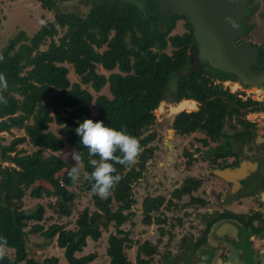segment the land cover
Listing matches in <instances>:
<instances>
[{
	"label": "trees",
	"instance_id": "1",
	"mask_svg": "<svg viewBox=\"0 0 264 264\" xmlns=\"http://www.w3.org/2000/svg\"><path fill=\"white\" fill-rule=\"evenodd\" d=\"M43 1L49 7L54 4L53 0ZM92 4L86 17L59 13L55 21L32 36L24 30L19 32L7 40L0 52L3 57L0 73L7 80V88L0 89V95L7 99L6 105L0 104V132L24 130L23 135L7 144L0 137V237L7 240L6 249L14 250V257L6 251L0 264H59L60 258L56 255L40 259L30 253V243L38 240L57 243L64 249L69 264H91L99 256L97 251L77 253L83 252L89 239L98 242L103 235L102 228H108L111 223L115 224L116 232L108 236L106 254L110 264H134L126 249L136 241L130 237L131 231L121 226L137 214L132 211L137 202L134 185L144 177L147 162L157 149L154 142L158 134L150 131L157 119L153 111L167 99L172 75L185 66L188 52L197 47H191L196 42L190 22L186 21L188 30L183 34L172 33L177 20L185 18L184 15L170 18L168 28L158 31L152 29L153 21L143 17L130 3L108 0ZM58 26L66 29L59 41L55 40ZM41 45L47 48L41 49ZM169 47H172L171 53L167 52ZM99 65L112 73L108 76L100 73ZM70 66L80 81L71 82ZM176 78L174 98L180 107L185 103L191 104L189 109L196 106L194 101L185 99L202 103L198 112H181L177 116L176 125L181 132L201 129L217 135V121L223 122L225 113L240 116L242 112L264 109L252 99L235 100L231 93L222 98V93L199 69L189 76ZM107 84L111 96L99 93ZM91 89L99 93L95 98ZM86 118L103 121L117 130L126 127L139 140L141 154L132 166L115 165L122 179L107 199L93 193V182L84 179L81 189L93 193L96 208L85 207L74 227L68 228L66 223L59 222L46 227L45 210L19 207L10 196L14 194L21 200L30 190V196L35 198L54 197L55 202L50 203L54 212L59 217L72 215L76 208L72 188L76 183L68 177L70 167L59 177L52 164L58 160L55 152L70 144L82 151L86 173L93 170L87 150L75 131L78 122ZM53 122L60 126L58 133L50 130ZM25 142L37 149L28 153L19 148ZM4 162L8 164L3 165ZM197 187L191 181L173 195L181 197ZM165 200L163 195L151 194L143 199L145 225L165 221L160 216ZM160 228L163 235V227ZM35 234L37 237L32 238ZM161 241L159 237L157 243L150 240L140 243L136 264H156L154 255Z\"/></svg>",
	"mask_w": 264,
	"mask_h": 264
},
{
	"label": "flooded vegetation",
	"instance_id": "2",
	"mask_svg": "<svg viewBox=\"0 0 264 264\" xmlns=\"http://www.w3.org/2000/svg\"><path fill=\"white\" fill-rule=\"evenodd\" d=\"M36 1L40 3L42 9L54 12V17L42 24L37 31L39 32L45 25L55 21L59 13H73L86 17L94 1L108 0H79V9L83 7V10H87L82 14L62 9L60 2L70 0H53L54 4L50 7L43 0ZM116 1L132 4L143 17L153 21L151 26L153 30L160 26L164 28L158 31L166 30L171 24L170 18L175 17H166L158 13L155 10L157 0ZM261 1L264 3V0ZM259 6V1L247 0L243 29L236 41V44H247L255 50L259 63L253 65L252 69L257 72L264 71V29L260 35L257 34V21L253 20ZM262 17L264 19V11ZM186 28L188 30L187 26ZM21 31L23 30L19 32ZM194 45L196 43H191V47ZM196 51L197 49L188 52L186 64L177 71L172 89L177 87L176 77L189 76L199 69L196 66L190 70L192 55ZM206 68L216 71L212 73ZM199 70L210 78L212 84L222 93V98L228 97V93H231L235 100L252 99L264 108V77L253 80V84H244L237 76L219 69L204 65ZM258 81L263 82L259 84ZM174 91L175 89L172 90L173 94ZM185 100L194 101L196 106L189 109L191 104L184 102V109L175 107L177 112L172 121V131L176 137L168 142L164 140V145L170 152L169 159L183 161V165L177 166L183 171V178L180 181L176 180V187L172 189L168 199L165 197V203L161 207L165 213L166 210L174 211L173 217L168 220L167 214L161 215L165 221L162 224L156 223L159 225V237L166 233L171 238L177 236V240L180 241L177 248L170 253L162 256L156 253L161 257L158 264H264V124L260 131L258 121L254 120L256 116L253 119L246 118V115L251 113H260L264 118V109L242 112L240 116L225 113L224 121H217V135L201 129L181 132L176 125L177 116L181 112H198L202 108L200 101ZM178 103L180 102H176ZM197 103H200L201 107H198ZM161 139L158 134L155 142ZM156 146L157 151L158 145ZM154 156L153 158H156ZM216 168H232L239 171L237 175H230V180L240 178L241 185H236V181L226 182L218 177L213 172ZM166 172L168 168L162 175ZM191 181L198 184L196 189L182 194L181 197H174L175 190L181 189ZM170 201L172 203H169ZM160 227H163V235ZM174 227L178 228L175 232ZM165 228H168V231Z\"/></svg>",
	"mask_w": 264,
	"mask_h": 264
},
{
	"label": "rangeland",
	"instance_id": "3",
	"mask_svg": "<svg viewBox=\"0 0 264 264\" xmlns=\"http://www.w3.org/2000/svg\"><path fill=\"white\" fill-rule=\"evenodd\" d=\"M259 1L260 6L257 10V12L254 14L253 20L257 21L258 28L256 30L257 34L260 35L261 31L264 29V19L262 17V12L264 11V3H262L261 0ZM79 0H70L67 2H60V6L62 9L67 11H76L80 14L87 11L86 9L83 10V7L80 8ZM54 17L53 11H48L46 9H42L40 6V3L36 0H0V52L2 51L3 47H5V44L9 38L19 33L20 30H25L28 35L32 36L34 35L38 29L41 27L42 24H44L49 18ZM161 28H164V26H160L157 30H161ZM59 34L55 37V40L59 41V37L62 36L66 29L58 28ZM186 20L184 18H181L177 20L176 28L172 31V33H179L182 34L186 30ZM47 48L46 45H41V49ZM106 46H104L101 50H104ZM168 53L172 52V47H169L167 49ZM196 54L192 55V66L190 70H193L196 66L199 67L198 62L196 61ZM211 70L210 72H214L216 70L214 69H208ZM98 71L100 73H104L105 75H110L112 71L105 70L101 65L98 66ZM114 71H118V69H115ZM212 72V73H213ZM216 73V72H215ZM174 75V74H173ZM171 77V82L169 83L167 95L168 98L163 100L159 107L156 109V122L151 126V131H157L158 134L161 136L160 141H156L155 144L158 145V150L155 152L156 158H153L148 161L147 163V169L145 171V177H143L142 180H139L134 185V195L137 198L136 204L133 206L132 211H135L137 214L133 217H131L128 221L122 224L121 228L126 231L130 232V237L136 241V243L133 244L131 248H127L126 251L131 258L132 262L136 264V257H137V249L140 243H143L145 240H150L153 243H157V240L159 238V225L156 223H153L151 225H145L143 223V215H142V202L143 199L151 194V195H158L162 193L161 195H165L166 199L169 198L170 193L172 192V189L176 187V183L180 181L183 178V171L180 170L177 166L183 165V161H172L169 159V150L167 149V146L164 145V142H168L171 138L176 135L173 134L172 131V121L174 119V116L177 112V109H184L185 106L180 107L179 103L176 104L174 94L172 93V90L175 89V87L172 89V82L175 79V75ZM69 78L71 82L80 81V76L75 72L74 68L70 66V73ZM86 86L85 84L83 85ZM92 93L94 94V98L99 94L103 93L108 96H111L109 85L107 84L101 92L97 93L91 89ZM258 95V94H256ZM256 99L255 97H253ZM93 113H96V111L93 109ZM256 118L254 120L258 121L259 130L261 131L263 126V116L260 113H251L246 115V118ZM258 116V117H257ZM60 129V126L53 122L50 124V130L58 133ZM171 132V133H169ZM24 134L23 129H13L11 133L8 132H0V137H4V139L1 141L2 143H9L14 137L20 136ZM165 140V141H164ZM170 144V143H169ZM19 148H23L26 150V152L31 153L34 150L37 149V147H34L31 143L25 142L19 146ZM73 149H77L75 146L66 144V147L63 150L56 151L55 154L58 156V160L55 161L52 164V167L56 173L57 176H62L71 166L75 165V161L71 159L69 153ZM78 150V149H77ZM181 158V157H180ZM8 162H4L3 165H7ZM176 164V165H175ZM168 168V172L165 173V175H162V172L166 171ZM85 169L84 164L82 162V172L80 179L76 182V185L72 188V190L76 194V208H74V211L72 212V215L70 217H59L53 210V208L50 206V203L55 202V198H35L30 196L29 191L24 195V197L21 200L16 199L15 195L12 194L10 198L14 199V204L23 207L25 209H38V211H44L45 210V219L44 223L47 227L53 222H59V223H66L68 228H72L75 226V221L79 216V213L85 208L89 207L91 210L95 209V205L93 202V193L91 191L85 192L81 189V185L84 182V176H85ZM193 173V171L191 172ZM116 207V204L115 206ZM165 210V209H163ZM162 211V210H161ZM174 211L166 210V213L162 211L161 215H166L168 220L172 218V214ZM160 215V216H161ZM51 217V218H49ZM49 218V219H48ZM28 228H26L27 230ZM103 229V235L102 238L95 242L92 239L88 240V245L84 248L83 252L77 253V255H85L87 253H90L92 251H97L99 256L98 258L93 261L91 264H110V258L106 254V249L108 245V236L111 233L116 232V227L114 223H111L108 228H102ZM168 231V228H165ZM174 232L178 230V228L174 227ZM176 235V234H175ZM37 237V234L33 235L32 238ZM170 235L166 234L161 237L162 241L158 245L159 251L158 253L161 254L160 256L170 253L171 251L175 250L177 248V245L180 240H177V236L174 238H171L169 240ZM31 238V239H32ZM39 242H32L30 243V253L34 256L44 259L48 256L56 255L60 258L59 264H69L64 256V249L60 248L57 243L49 244L46 241L38 240ZM7 253L11 256V258L14 257V250L12 249H6ZM180 251V250H179ZM160 256L154 255V261L156 264L160 261ZM15 260V259H14ZM16 264V263H15Z\"/></svg>",
	"mask_w": 264,
	"mask_h": 264
},
{
	"label": "water",
	"instance_id": "4",
	"mask_svg": "<svg viewBox=\"0 0 264 264\" xmlns=\"http://www.w3.org/2000/svg\"><path fill=\"white\" fill-rule=\"evenodd\" d=\"M155 10L166 17L184 15L192 24L199 69L204 65L219 69L237 76L244 84L264 77V71L252 69L259 63L255 50L247 44H236L243 29L247 0H157ZM213 172L226 182L241 185L240 178L230 180V175L239 173L235 169L216 168Z\"/></svg>",
	"mask_w": 264,
	"mask_h": 264
},
{
	"label": "clouds",
	"instance_id": "5",
	"mask_svg": "<svg viewBox=\"0 0 264 264\" xmlns=\"http://www.w3.org/2000/svg\"><path fill=\"white\" fill-rule=\"evenodd\" d=\"M0 60H3L2 56ZM6 88V76L0 73V89ZM0 104H7V99L3 95H0ZM78 123L79 127L75 131L87 150L88 162L93 169L90 173H85L84 178L93 182L91 184L93 193L101 199H107L111 195V189L122 179L115 165H134L141 154L140 142L127 132L126 127L123 130H117L106 126L103 121L94 122L87 118ZM68 155L75 161V165L68 171V177L76 183L82 172L83 153L73 149ZM6 246L7 240L0 237V259H3L6 254Z\"/></svg>",
	"mask_w": 264,
	"mask_h": 264
},
{
	"label": "bare ground",
	"instance_id": "6",
	"mask_svg": "<svg viewBox=\"0 0 264 264\" xmlns=\"http://www.w3.org/2000/svg\"><path fill=\"white\" fill-rule=\"evenodd\" d=\"M169 133H171V132H169Z\"/></svg>",
	"mask_w": 264,
	"mask_h": 264
}]
</instances>
